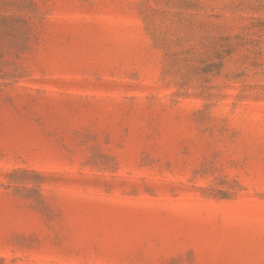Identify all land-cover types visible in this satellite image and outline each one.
Instances as JSON below:
<instances>
[{
    "label": "rangeland",
    "instance_id": "374dc122",
    "mask_svg": "<svg viewBox=\"0 0 264 264\" xmlns=\"http://www.w3.org/2000/svg\"><path fill=\"white\" fill-rule=\"evenodd\" d=\"M0 264H264V0H0Z\"/></svg>",
    "mask_w": 264,
    "mask_h": 264
}]
</instances>
